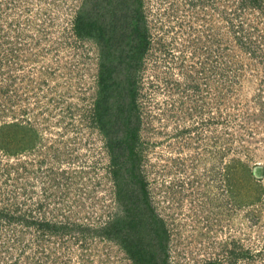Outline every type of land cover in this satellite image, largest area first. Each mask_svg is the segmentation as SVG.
<instances>
[{"label": "rangeland", "instance_id": "obj_1", "mask_svg": "<svg viewBox=\"0 0 264 264\" xmlns=\"http://www.w3.org/2000/svg\"><path fill=\"white\" fill-rule=\"evenodd\" d=\"M83 0H0V264H134L93 119ZM137 154L169 264H264V0H143Z\"/></svg>", "mask_w": 264, "mask_h": 264}, {"label": "trees", "instance_id": "obj_2", "mask_svg": "<svg viewBox=\"0 0 264 264\" xmlns=\"http://www.w3.org/2000/svg\"><path fill=\"white\" fill-rule=\"evenodd\" d=\"M73 31L78 37L92 39L98 49L99 97L93 119L108 138L120 207V213L95 231L119 243L134 264H169V229L151 203L136 150L140 115L134 75L148 44L143 0H83Z\"/></svg>", "mask_w": 264, "mask_h": 264}]
</instances>
